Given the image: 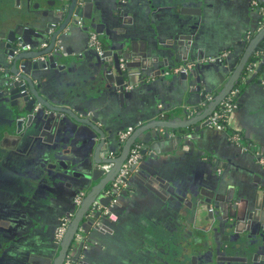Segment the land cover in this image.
I'll list each match as a JSON object with an SVG mask.
<instances>
[{
  "label": "crops",
  "instance_id": "obj_1",
  "mask_svg": "<svg viewBox=\"0 0 264 264\" xmlns=\"http://www.w3.org/2000/svg\"><path fill=\"white\" fill-rule=\"evenodd\" d=\"M90 1L93 6L91 12L93 18L90 20L84 18V15L89 12L88 7L85 6L81 12L83 14L81 21L86 20L90 25L91 22L96 21V24L104 25L103 32L100 33L104 49L112 46L113 37L116 41L121 39L123 34L136 35L134 39L139 43L145 42L144 40L151 43L157 41L160 47H173L175 40L172 33L177 21L196 17V27L191 30V46H193L191 49L198 46L199 49L196 50L200 53L196 51L188 53L187 57H184L186 60L179 58L178 62L174 63V67L183 62L197 61V56H214L224 51L230 52L225 65L204 66L198 73L195 72L194 76L188 74L190 84L188 86L178 74L173 75L170 81L164 82H159V77L154 75L145 82L136 83L135 86L141 89L135 90L131 98L124 100L117 97L109 98L106 93H100L96 87L93 88L91 83L82 82L78 88L77 86L63 88L66 93L72 92L71 96L82 92L85 96H91L90 102L85 103H80L76 98L72 108L86 117H92L91 111L94 112L99 118L98 127L104 131L108 128L110 133L114 131L113 135L109 132L105 134L108 146L113 151H118L119 147L116 132L128 126L134 128L160 119H172L177 123L180 119L184 120L202 111L205 105L202 96L204 94L216 96L222 89L239 64L246 47L244 46L245 37L249 34L255 35L263 20V15L258 6L252 4V0H129L123 5L119 3V0ZM255 1L259 6H264V0ZM196 8L201 10L199 15L195 14ZM119 11L123 15L117 16ZM108 31L111 32L110 35ZM85 37L81 30L75 29L73 34L64 40V47L70 51V58L64 61H72L74 57H77L76 52L79 54L83 52L81 49L84 46ZM136 44L138 49L140 44ZM247 79L244 82L241 80L236 85L238 92L233 97L236 108L228 116L227 131H219L208 125L201 126L203 120L196 123L198 129H195V126L188 129L190 137L187 136L188 133H185L183 137L176 138L173 134L165 137L159 127L147 129L143 134L138 135L137 139L143 143L144 154L138 170L130 177L131 191L126 195L118 196L117 208V211L121 212L125 218L124 228L129 229L127 227L129 224L131 235H133L131 226L135 225L136 219L150 217L149 220H151L155 217L154 209L163 206V203L170 209L176 205V209L173 210L174 215L163 216L175 220H179L182 210L188 203L193 202L197 207L202 199V192L215 185L213 180L216 176L220 177L217 172L210 173V166L206 160L208 157L222 164L224 184L241 187L242 192L246 194L245 202H253L257 187L255 179L257 176L260 177L264 170L249 153L239 150L229 133V130H237L248 142L264 151V87L258 83L257 79L248 83ZM132 81H136V76L132 78ZM150 82H154L153 87H143L142 84ZM34 83L38 82L34 81ZM196 86H199L200 90L193 89L191 92L190 89ZM59 89L62 90L60 87ZM72 99L74 100L75 97ZM158 104H161V108H158ZM158 130H160L158 137H153ZM87 138V135L83 133L76 137L73 144L67 147L68 156H74L72 150L78 147L87 156L86 158L90 159L89 154L92 151L89 152L85 148H89L92 141L86 142ZM78 169L77 171L81 170ZM62 183L59 184L56 192L53 190V193L44 186L45 195L50 193L53 199L42 202L39 211L41 223L39 230L28 233V226V230L24 231L20 238L12 241L11 253L0 252V264H50L52 262L57 253L56 245L51 239L52 227L60 214H68L77 207L74 199L78 194V188L74 181H67L68 184ZM160 195H167L166 199L161 200ZM103 198L110 197L104 193L96 200L103 204L101 201ZM159 199L162 205L157 206ZM109 203L112 202L109 200ZM242 209L243 207L241 211ZM246 211L244 208V213ZM198 220L203 221L200 216ZM102 223L108 230L102 231L98 228V225ZM81 225L84 230L79 234L80 236L84 234L83 237H85V248L81 254L83 261H89V264H102L104 261L107 262L108 258L114 261L116 253L118 255L119 252L118 243L110 244L116 236L113 230L114 224L99 218L96 222L83 219Z\"/></svg>",
  "mask_w": 264,
  "mask_h": 264
},
{
  "label": "water",
  "instance_id": "obj_2",
  "mask_svg": "<svg viewBox=\"0 0 264 264\" xmlns=\"http://www.w3.org/2000/svg\"><path fill=\"white\" fill-rule=\"evenodd\" d=\"M85 6L88 7L89 12L84 15V18L90 20L93 18L91 15L93 6L90 0H0V46L9 49L13 58V73H24L20 75L27 80L30 91L29 93H19L18 91L21 88L16 86L15 83L13 88L10 89V98L16 100L15 105H18V103L24 105L23 110L28 112L30 119L28 127L24 129L20 127L15 130L16 145L21 144L25 139L30 141L33 149L41 151L40 158L44 160V166L48 170L42 178L45 184L52 182L55 185L57 181L62 182L69 176L73 178L75 177L74 170L79 168L81 169L79 175L81 179L76 180L77 193L88 190L59 244L56 256L50 264H61L63 262L69 245L74 241L75 233L79 228V222L82 220L83 215L87 212L91 203L101 195L102 183L114 178L126 158L129 147L138 135L143 134L147 129L159 127L165 137L172 134L176 138L183 137L185 133H188L187 136L190 137L188 129L191 126L198 129L196 123L203 120L201 126L207 125L205 118L238 81L246 61L264 37L263 27L248 41L239 64L229 76L227 82L224 83L222 89L214 96V99L205 103L202 111L184 120L180 119V122L177 123L173 122L172 119L147 122L137 127L134 133L124 142L119 156L113 159H101L99 158V151L105 143L104 139L105 134L109 132L108 128L104 131L97 126L99 118L94 112L91 111L92 117H86L83 113H77L72 108L76 98L80 103H85L90 102L91 96H85L83 92L71 96L72 92L66 93L63 88L68 86H77L78 88L82 82L91 83L93 88L96 87L100 93H106L109 98L117 97L124 100L131 98L136 92L135 90L140 88L135 86L136 83L145 82L154 75L159 77V82L170 81L173 78L172 76L175 75L173 72L174 63H177L179 58L186 60L188 53L198 52V46L191 49L193 47L191 46V30L196 27V17L187 18L185 21H177V24L174 25V33H172L175 40L173 47H160L157 41L151 43L144 40L145 42L139 43L134 39L136 35L123 34L122 38L116 41L113 37L112 46L106 49L102 55H99L94 48L88 45V30L82 28L78 23L83 19L81 12H83ZM196 10L195 14L199 15L201 10L198 8ZM120 13L119 11L116 15H123ZM91 25L98 32H103V24H96V21H93ZM75 29L81 30L86 36L84 46L81 49L83 52L81 54L76 52L77 57H74L72 61H64L70 58V51L64 47V40L69 38ZM110 33L108 31L109 35ZM168 42L167 44L170 46ZM136 43L142 47L139 45L137 49ZM42 44H45V48H40ZM25 45H29L30 50L19 51L21 46ZM197 57L201 59L206 56ZM120 59L125 62L123 66L120 65ZM214 64L225 65V62L197 64L188 73L178 75L181 76L180 79L186 81L188 86L190 85L188 74L194 76L195 72L198 73L202 67ZM257 71L258 69L251 74L247 79V83L256 76ZM169 75L170 77H168ZM134 76H136V81H132ZM34 81L38 83H34ZM142 85L151 88L154 86V82ZM128 87L130 89H127ZM193 89L198 91L200 87H192L190 91L192 92ZM72 97H75V99L73 100ZM36 105L40 108L34 110ZM82 133L88 137L86 142L92 141V145L85 148L89 152H94L92 159H87V156L78 147L72 150L74 156L71 157L68 156L69 150L64 151ZM112 133L110 134L113 135ZM159 133L160 130L153 137L157 138ZM97 137L100 139L98 144L96 142ZM105 163H113L107 172L99 168L101 164ZM47 187L48 189L51 188L49 185ZM234 190L235 198L238 201H244L246 194L242 192V188L235 186ZM109 200L110 198H103L101 201L104 205H107ZM241 204L236 200L234 225H237L239 221H244L245 213L244 210L241 213ZM261 222L262 220L256 217L248 216V231L254 229V227H260ZM257 229L259 230V228ZM257 235L264 238V229L263 233L257 231ZM82 245L83 239L76 244L75 258L80 256Z\"/></svg>",
  "mask_w": 264,
  "mask_h": 264
},
{
  "label": "flooded vegetation",
  "instance_id": "obj_3",
  "mask_svg": "<svg viewBox=\"0 0 264 264\" xmlns=\"http://www.w3.org/2000/svg\"><path fill=\"white\" fill-rule=\"evenodd\" d=\"M128 2L129 0H125L124 2L119 1L121 5ZM81 24V27L86 28L88 32L94 31L97 33L98 40L103 48L104 45L101 41L102 38L100 39V32H98L86 20L83 22L81 21ZM263 27L264 16L261 27H259L256 34ZM253 35L254 34H249L245 37L244 46H246L248 41L255 36ZM259 43L246 61L238 81L231 89L235 90V94L238 92L236 85H238L241 80L244 82L245 79L250 77L257 69V74L253 79H257L258 83L264 87V83H262L260 79V73L264 68V48L260 49L258 46ZM105 50L106 49L103 48V51ZM19 51L28 50L20 49ZM224 52H227L224 60L217 61L216 63L226 62L227 56H229L230 52ZM219 54L214 56H218ZM120 61L124 65V60L120 59ZM184 63L185 62H183V64ZM12 64L13 58L11 57L9 49L5 46H0V252H8V254L12 252V241L18 237L20 238L23 235L22 233L28 230V226V233L37 232V230H39V227L41 226L39 221V211L42 202L48 200L52 201L53 199L52 194L49 193L45 195L43 190L44 186L49 185L51 187L50 192L53 193V190L56 192V189L62 182V184H66L67 181H74V184H76V180L79 179L78 176L80 175V171H77L76 169L74 170L75 177L71 178V176H69L62 182L55 181V185L52 182H48L46 185L42 178L46 175L45 173H47L48 170L44 166V160L40 158L41 151L33 149L30 141L25 139H23L21 144L16 145L17 140L15 138V130L20 127L22 129L28 127L30 119L28 112L23 110L24 105L22 103L15 105L16 100L10 98V89L13 88L15 83L16 86L21 88L18 91L19 93H29L30 91L27 80L20 75L24 73L20 72L14 74ZM197 64L203 63H198L196 61L190 70H192ZM180 65L182 64H179L174 68ZM251 67L252 70L249 71ZM14 76L17 79H13ZM127 89H130V87ZM227 95H225V97ZM206 96H211L212 99L207 101ZM202 97L204 103L211 102L214 99V96L208 94H204ZM234 101L235 99H233V102ZM38 108L40 107L36 105L34 110H37ZM235 108L236 104L234 102L232 111ZM205 120L207 121V117ZM136 128L137 127L133 128L129 137L134 133ZM227 130L228 127H226L224 131ZM118 132L115 134L117 135L119 143L118 151H113L112 148H109L105 138V143L99 151V158L113 159L120 155L123 144L126 140L120 141L118 139ZM233 132L237 133L240 137L239 142L232 139L238 146L239 150L244 153H249L255 159V162L259 167L264 170V151L248 142L237 130H231V133ZM96 142L97 144L100 142L98 137ZM134 143L141 144L140 159L126 176L124 187L120 190L112 189L111 184L114 178L110 181L103 182L100 194L103 195L104 193H107L110 197V201L113 200V202L109 203L108 201L107 205H103L95 199L82 218V220L89 219V221L92 222H96L99 218H102L114 224L113 230L116 232V236L114 240H111L110 244L118 243L117 248L119 252L118 255L116 253L114 261L108 258V261H104L102 264H264V238L257 235V231L263 233L264 229V173L260 177L257 176L255 179L257 187L254 192L253 202L246 203L245 200L238 201L233 193L235 192V186L232 187L223 182L224 173L222 174V164L216 162L211 157L206 158L208 165L210 166V173L212 171H214V173L217 172L220 177L216 176V179L213 180L216 183L214 182L215 185L209 190H204V192L201 190L203 196L198 202L197 207H195L196 204L194 205L193 202L188 203V205L186 204L187 207L182 210L178 218L179 220H175L163 216L168 214L169 216H172V214L174 215L173 210L176 209V205L170 209L163 203V206L154 209L155 217L151 218V220H149L150 217L149 219L137 218L136 222H134L135 225L131 226V230L133 231V235H131L129 224L127 226L129 229L124 228L125 218L121 212L117 211V208L119 204L118 196L126 195L131 191L130 177L136 170H138L144 154L143 143L137 138L131 146ZM36 145L39 146L38 144ZM131 146L129 147L126 157L129 154ZM243 147L245 149H243ZM67 149H64V151ZM93 154V151L89 154L91 157L90 159H92ZM106 164L113 165V163L101 164L99 168L104 170V172L109 170L104 169L103 166ZM166 192H168V190ZM78 193H83L80 202L81 204L84 197L87 195L88 190H82ZM166 196L167 195H160V199H166ZM160 199L156 203L157 206L162 205ZM236 200L237 202L242 203L241 208L243 207V209L241 213L244 208L247 211L244 215V221H239L237 225H234ZM95 202H98L101 206H108L110 213H112L114 217L111 219L108 215L103 214L100 208H95L93 205ZM80 204L78 206L76 205V209L68 213L70 214V222ZM97 213H99V215H97ZM65 215L67 214H60L56 223L52 227L51 239L54 245H56L57 252L59 250L60 242L57 243L55 241L54 231L59 224L60 219ZM198 216L203 219L202 222L198 220ZM248 216L262 220L263 223H261L260 227H257L259 230L254 227V229L248 231ZM81 221L79 222V228L83 232L84 229H82ZM98 226L102 231L104 229L108 230L107 226L103 223ZM83 236L84 234L80 236L76 242L78 243L83 239L82 250L85 248V237ZM107 241L109 242L110 240ZM82 250L78 258L74 257V261L77 264H89V261H83L81 256Z\"/></svg>",
  "mask_w": 264,
  "mask_h": 264
},
{
  "label": "built area",
  "instance_id": "obj_4",
  "mask_svg": "<svg viewBox=\"0 0 264 264\" xmlns=\"http://www.w3.org/2000/svg\"><path fill=\"white\" fill-rule=\"evenodd\" d=\"M121 2H124L125 0H119ZM252 4L255 6H258V9L260 10L261 14L264 16V6H259L258 2L255 0H252ZM79 25L81 26V21L78 22ZM88 45L91 48H94L97 53L99 55L103 54V48L98 40V36L97 33L94 31L89 32V37H88ZM45 44H42L40 46V48H44ZM21 49L23 50H30V46L29 45H25V46H21ZM227 52H223L221 54H219L218 56H207V57H202L201 59H198L197 62L198 63H209V62H217V61H222L224 60V58L226 57ZM196 62H186L176 68H174V73L176 74H186L195 64ZM121 66H123L122 62H121ZM252 70V67L250 68L249 71ZM13 79H17L15 76L13 77ZM260 79L262 81V83H264V68L262 69L261 73H260ZM235 94V90H231L228 95L222 99L218 105L210 112V114L207 116V121H208V125L212 128H215L216 130H225L227 127V120H228V116L230 114V112L233 109L234 106V102H233V97ZM207 101L211 100L212 97L211 96H206ZM158 108H161V104H158ZM133 131V127L132 126H128L127 128L120 130L118 132V139L120 141H125L128 139L129 135L131 134V132ZM229 133H231V130H229ZM231 138L236 141L239 142L240 137L237 133H231ZM140 149H141V144L140 143H134L129 151L128 156L125 158V160L122 162L118 172L116 173L113 181H112V189L115 190H120L124 187L125 185V178L128 175L129 171L137 164L138 160L140 159ZM243 149H245L243 147ZM105 170L110 169L111 165L110 164H106L103 166ZM83 193H78L75 196V204L78 206L81 202ZM111 202H113V200H111ZM95 208H100L103 212V214H106L109 216V218H113V214L110 213L109 211V207L108 206H101L98 202H95L94 204ZM70 214H67L65 216H63L60 221L59 224L57 225V227L55 228L54 231V239L57 243L61 242L68 227L70 224V218H69ZM80 228L78 230L77 233H75L74 236V241L71 244V246L68 248V250L66 251V254L64 256L63 262L61 264H77L74 261V248L76 246V242L80 237Z\"/></svg>",
  "mask_w": 264,
  "mask_h": 264
},
{
  "label": "trees",
  "instance_id": "obj_5",
  "mask_svg": "<svg viewBox=\"0 0 264 264\" xmlns=\"http://www.w3.org/2000/svg\"><path fill=\"white\" fill-rule=\"evenodd\" d=\"M258 46L260 47V49L264 48V37H263V40L259 43Z\"/></svg>",
  "mask_w": 264,
  "mask_h": 264
}]
</instances>
